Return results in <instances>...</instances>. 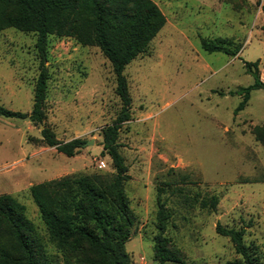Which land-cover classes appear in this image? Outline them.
Listing matches in <instances>:
<instances>
[{"label": "rangeland", "instance_id": "1", "mask_svg": "<svg viewBox=\"0 0 264 264\" xmlns=\"http://www.w3.org/2000/svg\"><path fill=\"white\" fill-rule=\"evenodd\" d=\"M153 1L166 21L123 70L130 118L121 123L117 142L135 217L124 249L132 264H158L153 237L162 187L169 212L164 234L173 256L165 264L241 261L216 223L244 228L248 251L264 264V89L251 90L245 106L234 112L242 100L236 90L254 80L245 61L259 59L264 81V0ZM202 38L236 54L208 51ZM35 39L36 33L13 27L0 31V105L26 116L39 72ZM46 49L41 125L59 141L92 143L68 156L44 142L36 122L0 115V194L25 206L42 264H101L88 249L64 259L48 239L29 186L66 175L112 174L109 155L101 153L102 132L122 102L111 64L97 46L48 35ZM213 195L215 207L209 205Z\"/></svg>", "mask_w": 264, "mask_h": 264}, {"label": "trees", "instance_id": "2", "mask_svg": "<svg viewBox=\"0 0 264 264\" xmlns=\"http://www.w3.org/2000/svg\"><path fill=\"white\" fill-rule=\"evenodd\" d=\"M261 9L264 11V4ZM165 21V15L153 0H0V31L13 27L36 33L39 72L29 120L43 125L48 35L68 36L80 44L97 46L111 64L115 91L122 102L120 112L102 132L101 153L109 155L114 168L112 174L66 175L29 186L48 239L62 251L65 260L73 255L79 258V254L88 249L101 264H132L124 249L135 221L124 189L130 175L117 142L121 123L130 118L131 97L123 70L136 55L146 50L148 42ZM201 45L208 51H222L229 55H235L237 51L203 38ZM244 65L254 80L236 90L242 100L234 112L245 106L251 90L264 89L258 60L245 61ZM0 115L24 117L27 114L0 105ZM40 132L47 145L68 156L85 142L82 138L59 141L45 126ZM162 191L163 188L158 187L157 231L153 237V255L158 264L173 260L164 234L169 212L161 198ZM217 202L216 195L209 198L211 207ZM24 211L25 206L14 197L0 194V264H42L39 260L41 243ZM215 230L227 236L241 256V261L227 264H257L243 241L244 228L216 223Z\"/></svg>", "mask_w": 264, "mask_h": 264}, {"label": "water", "instance_id": "3", "mask_svg": "<svg viewBox=\"0 0 264 264\" xmlns=\"http://www.w3.org/2000/svg\"><path fill=\"white\" fill-rule=\"evenodd\" d=\"M25 120H29V117L28 116H24L23 117ZM42 127V125H40V128ZM86 144H90V143H92V140L90 139V140H88V141H86L85 142Z\"/></svg>", "mask_w": 264, "mask_h": 264}, {"label": "crops", "instance_id": "4", "mask_svg": "<svg viewBox=\"0 0 264 264\" xmlns=\"http://www.w3.org/2000/svg\"><path fill=\"white\" fill-rule=\"evenodd\" d=\"M259 60V59H258ZM259 62V61H258ZM260 64H261V59H260ZM259 64V65H260ZM260 71V70H259ZM260 76L262 77V72L260 73ZM261 79V78H260ZM262 80V79H261ZM263 81V80H262Z\"/></svg>", "mask_w": 264, "mask_h": 264}]
</instances>
